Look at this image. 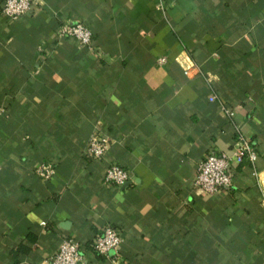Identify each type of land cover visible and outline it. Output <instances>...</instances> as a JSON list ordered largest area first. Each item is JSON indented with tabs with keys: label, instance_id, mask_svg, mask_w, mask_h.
I'll return each instance as SVG.
<instances>
[{
	"label": "crops",
	"instance_id": "0c3cea01",
	"mask_svg": "<svg viewBox=\"0 0 264 264\" xmlns=\"http://www.w3.org/2000/svg\"><path fill=\"white\" fill-rule=\"evenodd\" d=\"M37 1L0 15V264H46L67 238L83 264H112L90 248L105 226L124 240L121 264H264L252 176L264 174V0ZM70 22L91 30V50L56 37ZM99 125L102 163L84 156ZM240 133L255 164L233 168L229 193L195 189L199 164L232 155ZM40 163L51 180L33 174ZM112 164L131 181L105 185Z\"/></svg>",
	"mask_w": 264,
	"mask_h": 264
},
{
	"label": "built area",
	"instance_id": "2783aa9c",
	"mask_svg": "<svg viewBox=\"0 0 264 264\" xmlns=\"http://www.w3.org/2000/svg\"><path fill=\"white\" fill-rule=\"evenodd\" d=\"M38 5L37 0H3L0 15L9 21H17L24 18L31 10ZM58 39H72L80 49L91 50L93 43V33L89 28L79 22H70L62 26L58 32ZM158 67H166L168 60L161 57L156 60ZM195 70L186 69L184 74L188 77ZM211 102H218L221 111L229 121H233L235 111L221 102L214 94H209ZM3 109L0 108V115ZM111 147V140L105 133L103 126H96V131L90 138L84 156L92 162H104ZM258 154L251 145V141L243 134L233 146L232 155L208 154L199 164L196 178L193 182L195 189L207 196L229 193L233 189V168L244 163L254 165ZM33 174L42 181L51 180L55 174V167L50 163H40L33 170ZM252 176L257 180L260 192L264 200V174L253 171ZM131 181L129 171L121 166L107 165L103 174V183L107 186L122 187ZM264 202V201H263ZM124 240L119 231L111 226H105L101 233L97 235L92 244L91 250L102 256L112 264L122 263V247ZM84 252L79 242L73 238L64 239L57 252L48 260L46 264H83Z\"/></svg>",
	"mask_w": 264,
	"mask_h": 264
}]
</instances>
